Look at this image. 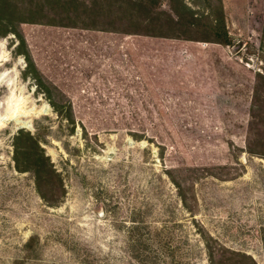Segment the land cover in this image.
<instances>
[{
    "label": "rangeland",
    "instance_id": "1",
    "mask_svg": "<svg viewBox=\"0 0 264 264\" xmlns=\"http://www.w3.org/2000/svg\"><path fill=\"white\" fill-rule=\"evenodd\" d=\"M0 264H264V0H0Z\"/></svg>",
    "mask_w": 264,
    "mask_h": 264
}]
</instances>
